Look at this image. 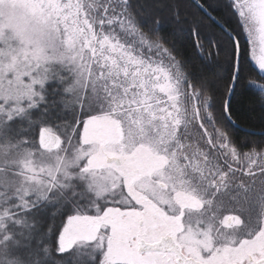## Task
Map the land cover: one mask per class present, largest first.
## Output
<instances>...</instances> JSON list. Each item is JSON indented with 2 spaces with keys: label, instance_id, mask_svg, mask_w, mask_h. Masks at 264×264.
<instances>
[{
  "label": "rangeland",
  "instance_id": "374dc122",
  "mask_svg": "<svg viewBox=\"0 0 264 264\" xmlns=\"http://www.w3.org/2000/svg\"><path fill=\"white\" fill-rule=\"evenodd\" d=\"M230 2L264 75V0ZM0 39V95L35 92L24 89L25 68L12 63L11 49H51L100 93V114L61 137L58 149H42L37 136L39 150L17 159L0 153L2 200L33 191L73 208L60 250L100 240L101 264H177L171 253L137 251L141 239L171 235L207 264L264 258V148L233 144L179 61L131 19L126 0H0Z\"/></svg>",
  "mask_w": 264,
  "mask_h": 264
},
{
  "label": "trees",
  "instance_id": "16d2710c",
  "mask_svg": "<svg viewBox=\"0 0 264 264\" xmlns=\"http://www.w3.org/2000/svg\"><path fill=\"white\" fill-rule=\"evenodd\" d=\"M126 9L141 32L179 61L187 81L208 101L212 121L233 144L244 150L263 149L264 75L250 57L249 42L230 0H126ZM221 26L236 37L240 52L228 105L233 123L226 116V101L237 47ZM48 50L37 56L10 50L15 56L12 63L25 68L24 89H35L30 94L12 90L0 95V153L11 159L19 158L23 150L38 149L41 129L65 139L80 133L86 119L100 114L99 90L82 81L84 70ZM32 192L24 199L15 190L7 201L0 194V264H101L100 240L76 241L59 249L64 218L73 208L65 211L59 203H47Z\"/></svg>",
  "mask_w": 264,
  "mask_h": 264
},
{
  "label": "water",
  "instance_id": "95a60500",
  "mask_svg": "<svg viewBox=\"0 0 264 264\" xmlns=\"http://www.w3.org/2000/svg\"><path fill=\"white\" fill-rule=\"evenodd\" d=\"M198 6H200L198 3H196ZM221 28L229 34V36L232 38L234 41L236 47H237V56H236V66H235V72H234V78L232 81V84L230 86V90L228 93L227 101H226V116L228 120L233 123V121L230 119L229 114H228V105L234 90L235 86V80L238 74V67H239V47H238V41L236 37L227 31L224 27L221 26ZM39 144L42 149L46 150H55L58 149L61 145V137L47 129H41L39 131ZM107 162H114L115 164H120V159L115 156H107L106 157ZM137 251L140 253H145V252H166V253H171L175 256V260L177 264H207L200 262L192 257L186 256L180 247V245L175 241V239L171 235H165L160 237L156 241H146L144 239H141L137 242ZM251 264H264V258H261L259 260H252L250 259ZM232 264H237V263H232Z\"/></svg>",
  "mask_w": 264,
  "mask_h": 264
},
{
  "label": "flooded vegetation",
  "instance_id": "af4514ba",
  "mask_svg": "<svg viewBox=\"0 0 264 264\" xmlns=\"http://www.w3.org/2000/svg\"><path fill=\"white\" fill-rule=\"evenodd\" d=\"M162 237V236H161ZM158 240V239H157ZM154 241H156V240H154ZM152 242V241H151Z\"/></svg>",
  "mask_w": 264,
  "mask_h": 264
}]
</instances>
